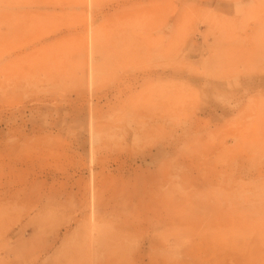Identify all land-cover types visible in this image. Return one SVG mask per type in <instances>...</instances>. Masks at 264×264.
Returning <instances> with one entry per match:
<instances>
[{
    "label": "rangeland",
    "instance_id": "obj_1",
    "mask_svg": "<svg viewBox=\"0 0 264 264\" xmlns=\"http://www.w3.org/2000/svg\"><path fill=\"white\" fill-rule=\"evenodd\" d=\"M0 264H264V0H0Z\"/></svg>",
    "mask_w": 264,
    "mask_h": 264
}]
</instances>
